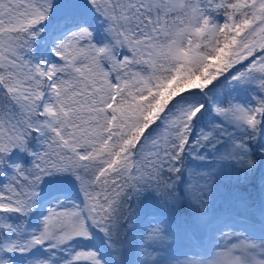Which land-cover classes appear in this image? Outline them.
I'll return each instance as SVG.
<instances>
[{"label":"snow or ice","instance_id":"6c2138e0","mask_svg":"<svg viewBox=\"0 0 264 264\" xmlns=\"http://www.w3.org/2000/svg\"><path fill=\"white\" fill-rule=\"evenodd\" d=\"M0 264H264V0H0Z\"/></svg>","mask_w":264,"mask_h":264}]
</instances>
